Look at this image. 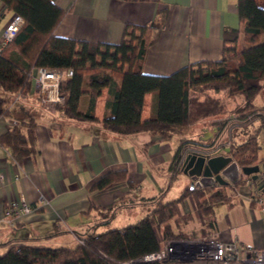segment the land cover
Segmentation results:
<instances>
[{
	"label": "crops",
	"instance_id": "1",
	"mask_svg": "<svg viewBox=\"0 0 264 264\" xmlns=\"http://www.w3.org/2000/svg\"><path fill=\"white\" fill-rule=\"evenodd\" d=\"M53 1L63 10L54 29L59 36L117 44L128 24L154 26L156 37L145 53L142 71L156 75L170 74L196 61L220 59L223 32L241 26L237 0ZM12 14L0 0V31ZM37 96L33 91L17 101L13 97L11 102L13 117L20 116L21 104L35 114L36 153L17 161L0 144V243L41 237L52 245H72L78 234L133 222L147 211L145 199L161 196L170 200L168 193L176 180L184 188L189 185L180 170L175 176L169 170L181 138L188 140V148L208 145L221 134L226 141L239 134L238 130L234 134L231 130L216 133L217 127L206 123L187 127L169 139L147 131L118 135L100 126L105 89L96 99L94 121L69 120L58 110L46 111ZM153 98L154 93L145 94L142 119L154 114ZM86 101L85 96L81 98V108ZM13 121L0 117V135L12 128ZM260 149L258 158L264 156ZM115 170H125L126 180L107 189L92 188ZM229 188V200L214 205L216 230L209 235L199 233L205 221L198 210V197L192 194L178 203L177 218L184 221H174V229L193 233L175 240L215 237L264 250V212L251 200L256 186L244 181ZM22 199L31 207L30 212L6 214L12 202ZM111 205L112 211L102 214ZM118 214L123 217L114 225ZM162 264L179 261L170 258Z\"/></svg>",
	"mask_w": 264,
	"mask_h": 264
},
{
	"label": "trees",
	"instance_id": "2",
	"mask_svg": "<svg viewBox=\"0 0 264 264\" xmlns=\"http://www.w3.org/2000/svg\"><path fill=\"white\" fill-rule=\"evenodd\" d=\"M1 2L22 19L15 36L0 53V91L9 94L6 98L0 92V117L14 120L12 128L0 135V144L15 160L21 161L37 151L32 108L27 112L21 104L20 116L15 118L11 102L18 94L27 96L34 91L31 71L39 67L72 70V75L60 80L59 93L63 100L54 110L69 120H96V99L105 89L107 98L100 126L118 135L147 131L160 139H169L191 124L217 118L225 112L222 97L240 96L241 103L232 109L230 117L235 122L238 120L241 130L251 118L257 119L259 125L242 141L230 139L226 147L239 165H251L257 160L261 148L258 132L264 127V104L255 103L264 88V0H237L241 26L223 32L220 59L186 64L167 75L142 71L145 53L156 37V29L150 24L126 25L117 44L78 40L54 34L63 10L53 0ZM204 89L222 91V96L206 94L199 98L193 94ZM149 92L154 93V114L142 119L144 96ZM83 96L87 100L85 108L80 107ZM37 98L44 108L39 95ZM226 122L214 124L218 131L226 132L232 125L231 121ZM221 139L222 134L208 145L218 144ZM187 141L181 138L169 165L174 176L179 172V159ZM191 147L199 148V145ZM124 180L125 170L109 171L92 188L107 189ZM229 186L193 189L186 186L170 200L161 196L147 198L148 209L137 220L99 232L78 234L81 241L72 245H52L41 237L9 239L0 243L3 248L0 264H135L134 260L160 250L167 241L182 237V231H176L173 222L177 219L176 205L189 195L198 197V210L205 221L199 233L215 232L213 208L229 200L224 190ZM113 208L111 205L101 212L106 214Z\"/></svg>",
	"mask_w": 264,
	"mask_h": 264
},
{
	"label": "built area",
	"instance_id": "3",
	"mask_svg": "<svg viewBox=\"0 0 264 264\" xmlns=\"http://www.w3.org/2000/svg\"><path fill=\"white\" fill-rule=\"evenodd\" d=\"M21 24V17L12 14L0 31V53L15 36ZM65 75H72V70L63 71L57 68L39 67L31 71L33 89L40 96L45 110L54 111L56 104L62 102L59 83ZM24 97V94H18L14 100ZM223 146L218 143L204 152L214 154ZM251 200L264 212V193L255 190L251 195ZM30 211L31 207L22 199L19 202H12L7 207L6 214ZM76 241L81 240L76 238ZM170 258L176 259L179 264H264V250L252 246L243 247L235 240L222 241L215 237L195 241L169 240L160 250L146 254L133 262L135 264H162Z\"/></svg>",
	"mask_w": 264,
	"mask_h": 264
},
{
	"label": "water",
	"instance_id": "4",
	"mask_svg": "<svg viewBox=\"0 0 264 264\" xmlns=\"http://www.w3.org/2000/svg\"><path fill=\"white\" fill-rule=\"evenodd\" d=\"M206 147L209 145L188 147L181 153L179 170L188 178L191 189L236 185L241 180H251L264 193V162L261 168L258 164L239 165L229 148H225L224 153L207 154Z\"/></svg>",
	"mask_w": 264,
	"mask_h": 264
},
{
	"label": "rangeland",
	"instance_id": "5",
	"mask_svg": "<svg viewBox=\"0 0 264 264\" xmlns=\"http://www.w3.org/2000/svg\"><path fill=\"white\" fill-rule=\"evenodd\" d=\"M2 94H4V96L6 97V98H9V94H7V93H3V91H0ZM193 94H195V95H197L199 98H202V97H204V95H206V94H208V95H211V96H219V97H221L222 96V91H215V90H213V89H204V90H199V91H196V92H193ZM84 97V96H83ZM241 97L240 96H234V97H232V98H229V97H222V101H223V103H224V106H225V112H223V113H221V115H218L217 116V118H213V117H211V118H213V119H211V118H206V119H202V120H200V123L198 124V122H196V123H194V124H191L190 126H188V128L189 127H191V126H197V128L200 126V125H202V124H206V123H210L211 125H215L214 124V122H216V123H219V124H221L222 122H224V121H227V122H230V123H232V125L229 127V130L227 131V132H230V130H231V133H236L235 131H237L238 130V132H239V134L236 136L237 138H235L234 140L235 141H242L245 137H246V135H247V133H251V132H253V130L255 129V128H257L258 127V125H259V122H258V120L256 119V120H252V118H251V121L249 122V124H248V126L245 128V126H244V130L242 129V130H240V128H238V124L240 125V123L238 122V120L236 119V122H235V118H231L230 116H233V115H231V111H232V109H234L235 107H237V106H239V104L241 103ZM255 103L257 104V105H261L262 103H264V88H262L260 91H259V93H258V95H257V97L255 98ZM231 118V119H230ZM226 122V123H227ZM247 125V124H246ZM242 127V126H241ZM216 133H218L219 131H218V129L215 131ZM246 132V133H245ZM215 133V134H216ZM230 134V133H229ZM225 139V138H224ZM224 139H221V142L220 143H222L224 146H227L228 145V141L229 140H227L226 141V139L224 140ZM258 141H259V143H260V145H261V149H260V152H261V154H264V127L262 126L261 128H260V130H259V132H258ZM189 186V185H188ZM224 188V187H223ZM184 189V186L183 185H181L180 183H179V181L178 180H176L175 182H174V184H173V186H172V188L170 189V191H169V193H168V197H167V199H172V198H174V197H177L178 195H179V193L182 191ZM224 190H225V193L227 194V195H229V193H230V188L229 187H227V188H224ZM231 194V193H230ZM123 216H122V214L120 215V214H118L117 215V218H116V220L114 221L115 223H114V225H118L117 223H119V220H120V218H122ZM195 217V216H194ZM177 220V222L179 223H183V219H182V217H179V218H177L176 219ZM119 225H121V224H119ZM123 225V224H122ZM111 228V227H113V225L112 226H107V228ZM118 227H120V226H118ZM176 231H179L178 229H176ZM189 233H193V232H189V230L188 231H184V230H182V234L185 236V237H187V236H189ZM3 250V248H1L0 247V251H2Z\"/></svg>",
	"mask_w": 264,
	"mask_h": 264
},
{
	"label": "flooded vegetation",
	"instance_id": "6",
	"mask_svg": "<svg viewBox=\"0 0 264 264\" xmlns=\"http://www.w3.org/2000/svg\"><path fill=\"white\" fill-rule=\"evenodd\" d=\"M222 144V143H221ZM212 147H214V145L213 146H209V147H206V148H208V149H211ZM226 146H223L222 148H221V150H219L217 153H224V148H225ZM227 148V147H226ZM264 162V156H262V157H260V158H257V160L253 163V164H251V165H254V164H258L259 165V167L261 168L262 167V163ZM246 182L248 181H250L251 182V180H245Z\"/></svg>",
	"mask_w": 264,
	"mask_h": 264
}]
</instances>
